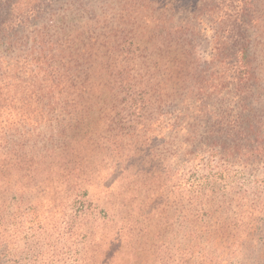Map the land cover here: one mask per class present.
I'll return each instance as SVG.
<instances>
[{"label": "trees", "instance_id": "obj_1", "mask_svg": "<svg viewBox=\"0 0 264 264\" xmlns=\"http://www.w3.org/2000/svg\"><path fill=\"white\" fill-rule=\"evenodd\" d=\"M3 117L0 264L244 256L264 225V0H0ZM129 146L169 152L170 195L112 224L84 197Z\"/></svg>", "mask_w": 264, "mask_h": 264}, {"label": "rangeland", "instance_id": "obj_2", "mask_svg": "<svg viewBox=\"0 0 264 264\" xmlns=\"http://www.w3.org/2000/svg\"><path fill=\"white\" fill-rule=\"evenodd\" d=\"M211 34V30L207 28L205 32L201 33V36L198 37V49L203 59H208L211 52ZM0 120V131L2 132L5 123L4 117L0 118ZM128 149H130L128 152L130 156L120 160L117 169L115 167L106 168L101 172L103 179L101 185L103 186L104 184L106 187L98 188L97 190L93 187H89L87 196L84 197L86 201L99 205V208L109 210L110 222L112 224H114V221H117L115 214L112 213L119 212L117 216L122 219L125 218L127 214H130V212L126 211L132 210L133 208L135 210L133 212L137 213L138 210H142L141 208L143 205H146L145 207H148L151 212H155L158 211L159 206L165 201L166 196L170 195L166 193V191L163 192L165 186L170 184L164 171L165 164L168 162L169 152L165 149L155 151L146 146L142 148L129 146L127 147V150ZM114 179L115 181L111 183ZM157 188H161L162 190L154 194L150 193ZM101 195L105 198L111 197V199L103 200ZM49 203L50 201L42 202L44 207H49ZM110 203H114V207H112ZM256 212L257 215H262L264 219V211L257 210ZM123 225L124 223H119L118 226L114 225L113 229L116 230L117 227ZM84 226L88 227L87 225ZM92 229L93 233H99V227H94ZM136 232L137 229H133L132 232H128V235L132 239H136ZM259 236L260 238L264 236V225H261V230L257 232L256 235L249 238L247 244L243 242V245H246L241 247L244 256H240V254L237 252L235 253L234 250H227L225 254L212 253L208 256L210 264H238V259L240 264H264V239H259ZM142 243H144V241H142ZM149 243L150 242L147 244ZM174 244H176V240L169 242L168 246H173ZM171 256L172 258H176V260L181 259L180 252L176 250H172ZM120 257L124 258V260L130 259L129 256L124 254ZM27 258L29 260L30 257ZM197 263L198 262H195V264Z\"/></svg>", "mask_w": 264, "mask_h": 264}]
</instances>
